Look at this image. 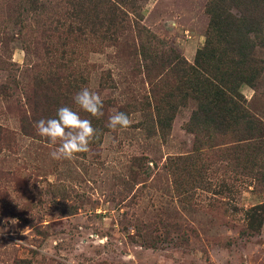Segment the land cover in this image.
<instances>
[{
  "label": "rangeland",
  "instance_id": "374dc122",
  "mask_svg": "<svg viewBox=\"0 0 264 264\" xmlns=\"http://www.w3.org/2000/svg\"><path fill=\"white\" fill-rule=\"evenodd\" d=\"M210 2L0 0V264H264V30L241 119L193 122ZM62 106L97 130L72 160L34 127Z\"/></svg>",
  "mask_w": 264,
  "mask_h": 264
},
{
  "label": "trees",
  "instance_id": "16d2710c",
  "mask_svg": "<svg viewBox=\"0 0 264 264\" xmlns=\"http://www.w3.org/2000/svg\"><path fill=\"white\" fill-rule=\"evenodd\" d=\"M209 5L211 26L218 40L215 42L209 37L197 53L192 87L199 106L192 120L224 126L241 119L239 87L245 82L253 83L255 79V72H252L253 52L257 46L254 37L264 30V0H211ZM75 19L83 25L87 21L100 20V16L92 19L77 14ZM80 28L75 26V31ZM55 79V76L37 78L36 86L46 85V90L50 88L48 82ZM21 121L26 129V120L22 117ZM5 134L0 126V137Z\"/></svg>",
  "mask_w": 264,
  "mask_h": 264
},
{
  "label": "clouds",
  "instance_id": "9594fccd",
  "mask_svg": "<svg viewBox=\"0 0 264 264\" xmlns=\"http://www.w3.org/2000/svg\"><path fill=\"white\" fill-rule=\"evenodd\" d=\"M74 102L86 113L100 118L104 115L103 101L99 94L83 88L74 95ZM131 124L129 116L124 112H116L109 116L107 127L113 131L125 130ZM37 134L59 146L50 155L56 160H72L78 153L89 151L90 143L96 137L97 130L89 119L68 106L57 110L56 117L41 119L35 123ZM15 222V221H13Z\"/></svg>",
  "mask_w": 264,
  "mask_h": 264
}]
</instances>
